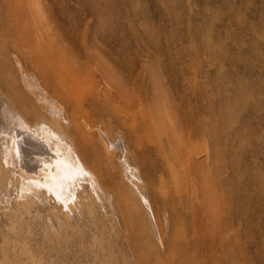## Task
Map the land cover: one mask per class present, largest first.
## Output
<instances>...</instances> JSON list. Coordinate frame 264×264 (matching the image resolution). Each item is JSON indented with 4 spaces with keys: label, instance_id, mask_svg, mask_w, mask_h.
Listing matches in <instances>:
<instances>
[{
    "label": "rangeland",
    "instance_id": "1",
    "mask_svg": "<svg viewBox=\"0 0 264 264\" xmlns=\"http://www.w3.org/2000/svg\"><path fill=\"white\" fill-rule=\"evenodd\" d=\"M0 117V264H264V0H0Z\"/></svg>",
    "mask_w": 264,
    "mask_h": 264
},
{
    "label": "bare ground",
    "instance_id": "2",
    "mask_svg": "<svg viewBox=\"0 0 264 264\" xmlns=\"http://www.w3.org/2000/svg\"><path fill=\"white\" fill-rule=\"evenodd\" d=\"M18 118V117H17ZM1 119V117H0ZM27 125V124H26ZM25 123H20L19 125L16 126H11V128H9L8 126H6L2 121H0V132H2L3 130H5V132H10L13 134V132L16 133V137L19 136V139L17 138V140H19V143L16 142L17 140H15L12 136H8L7 138V147L9 146L10 149L12 150V152L14 153L15 157L18 155V159H20V164L22 167H24L25 169H27L28 173H31L34 176H38L39 174H43V175H49L51 170L52 173L55 172V168H59V162L58 163H54L53 161V156L54 153L51 151L49 144L47 142L46 139H43L40 134L41 132H35V131H31L28 126H26ZM42 130V129H40ZM44 130V129H43ZM4 132V133H5ZM47 132V131H46ZM43 133V132H42ZM50 133V132H49ZM11 135V134H10ZM43 135V134H42ZM48 135V134H46ZM44 134V136H46ZM5 136V135H4ZM47 137V136H46ZM50 137V136H48ZM52 137V136H51ZM58 137V136H57ZM56 138V137H54ZM48 139V138H47ZM57 139V138H56ZM5 140V139H4ZM3 140V141H4ZM54 141V140H53ZM49 142H52L51 140ZM63 142V141H62ZM57 144V143H56ZM6 145V144H5ZM58 145V144H57ZM68 146V145H67ZM55 147V146H54ZM65 144L64 146L61 145V149L63 150V153L65 155V157H67L70 154V151H67L65 148ZM9 152V151H8ZM11 152V153H12ZM55 152V151H54ZM62 152V151H61ZM72 153V152H71ZM71 156V155H70ZM73 156V155H72ZM53 157V158H52ZM52 158V159H51ZM71 158V157H70ZM55 159V158H54ZM74 159V158H73ZM72 160V159H70ZM18 161V162H19ZM74 161V160H73ZM44 162V163H43ZM69 162V161H68ZM72 162V161H71ZM70 162V163H71ZM66 163V162H65ZM42 164H46V167L42 166ZM67 164V163H66ZM74 164V162L72 163ZM71 164V165H72ZM19 166V165H18ZM66 167V166H65ZM72 167V166H70ZM21 168V167H20ZM22 168V169H24ZM69 167H67L68 169ZM73 168V167H72ZM24 169V170H25ZM43 169V170H42ZM45 169V170H44ZM128 169V168H127ZM57 171L55 173H62L63 176L64 174H68L66 171L67 170H63V169H56ZM70 170V169H69ZM73 172V171H72ZM46 173V174H45ZM54 173V175H55ZM57 173V174H58ZM62 176V175H61ZM51 180V179H50ZM53 180V179H52ZM27 182V181H26ZM31 184V183H29ZM28 184V185H29ZM50 184V183H49ZM29 187V186H28Z\"/></svg>",
    "mask_w": 264,
    "mask_h": 264
}]
</instances>
